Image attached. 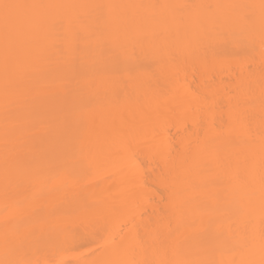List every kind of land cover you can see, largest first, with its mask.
Returning <instances> with one entry per match:
<instances>
[{
	"label": "bare ground",
	"instance_id": "1",
	"mask_svg": "<svg viewBox=\"0 0 264 264\" xmlns=\"http://www.w3.org/2000/svg\"><path fill=\"white\" fill-rule=\"evenodd\" d=\"M260 34L264 0H0V264H264Z\"/></svg>",
	"mask_w": 264,
	"mask_h": 264
},
{
	"label": "rangeland",
	"instance_id": "2",
	"mask_svg": "<svg viewBox=\"0 0 264 264\" xmlns=\"http://www.w3.org/2000/svg\"><path fill=\"white\" fill-rule=\"evenodd\" d=\"M241 33V32H240ZM240 33H238V34H240ZM242 34V33H241ZM260 35H262V34H260ZM240 36V35H239ZM242 36V35H241ZM243 37V36H242ZM261 41H264V34L262 35V38H261ZM224 64V63H223ZM225 64H227V62L225 63ZM229 64V63H228ZM229 66H231V65H221V69H220V66L218 65V69L219 70H222L221 71V73H223L224 75L226 74L227 75V72H229V71H233V72H236V69L234 68V65L232 64V66L231 67H229ZM200 67V66H199ZM199 67H197V66H192V65H185V66H183V68H180V71H179V75H176V78L173 80V82L175 83V84H178V89L181 91V90H183L184 88H186L187 86H189V87H191V89L192 90H194V91H198L197 89L198 88H196L195 87V85L197 84V82H199V75L198 76H196V73L198 74H200V72H202V70H203V72L204 71H206L207 69H205V68H203V66H202V68L200 67V69H199ZM212 69H214V70H218V69H215V67H213ZM200 70V71H199ZM209 70V69H208ZM208 70L206 71V72H208ZM211 70V69H210ZM211 71H213V70H211ZM237 71H238V69H237ZM217 73V72H216ZM218 73H219V71H218ZM217 73V74H218ZM213 74V73H212ZM235 74V73H234ZM190 76V75H192V79L190 78L189 79V77H186V76ZM218 76V75H217ZM220 76V75H219ZM221 76H223V75H221ZM231 76V75H230ZM229 76V77H230ZM235 76H236V74H235ZM212 77H214V76H212ZM209 78V77H208ZM215 79H216V77H214ZM223 78V77H222ZM221 78V79H222ZM224 78H226L225 80L223 79V80H221V81H225V82H227V83H224V84H226L225 86H227V85H229L228 84V82H230V81H232V82H234V80L233 79H229L228 77H226V76H224ZM232 78H233V76H232ZM229 79V80H228ZM206 82L207 81H205V84H206ZM231 82V83H232ZM223 84V83H222ZM224 86V85H223ZM224 86V87H225ZM226 89V88H225ZM228 89H230V88H228ZM232 89V88H231ZM232 90H229L228 92H229V94L230 95H233L234 93H233V91L231 92ZM227 92V93H228ZM225 93H226V91H225ZM219 97H221L220 95H219ZM223 102H224V100H223ZM225 105V103H223L222 104V107ZM224 110L225 109H223V112H224ZM224 122L227 120V117L226 116H224L223 115V119H222ZM173 123V122H172ZM170 124V125H167V127L165 128L166 129V131L168 132V134L171 136V137H173L175 134H176V130H177V128L175 129V125L174 124ZM189 125V124H188ZM174 140H173V145H174ZM171 146V145H170ZM176 146V145H175ZM138 151H140V149H138L137 150V152L136 153H134V152H132V158H130V159H134L136 162H138L139 164H141V166H142V172H143V181L145 180V182L147 183L148 182V184H149V187L151 188V191L153 190V191H156L157 193H159V194H161V192H160V187L158 188V186H157V178H154V174H152V173H156L157 171H158V169H159V165H158V159H157V155L155 154V155H153V156H147V155H145L144 153H142V152H138ZM109 172H108V169L107 168H105V167H103L100 171H99V175H96V176H98L99 178H104V177H106L107 178V174H108ZM108 175H110V174H108ZM93 176V175H92ZM111 176H113V175H111ZM111 176H108V177H111ZM91 177V176H90ZM95 177V176H94ZM97 178V177H96ZM92 179V178H91ZM98 179V178H97ZM110 179V178H109ZM102 180V179H101ZM104 180H105V178H104ZM93 181V180H92ZM96 182H97V180H95ZM103 181V180H102ZM101 181V182H102ZM105 181H108L107 179L105 180ZM141 181V180H140ZM142 181V182H143ZM145 182H143V184L145 183ZM145 183V184H146ZM144 184V185H145ZM147 185V184H146ZM149 196V197H148ZM151 195H147L146 196V198L148 199V201L149 200H152V199H150L151 197H150ZM155 200V199H154ZM146 201V200H145ZM143 202V201H142ZM155 202H157L156 200H155ZM144 203V202H143ZM141 204V203H140ZM146 204V203H145ZM143 205V204H142ZM150 205H152V204H149V205H146V207H148V208H150L151 206ZM138 206L139 205H137V208H138ZM144 206V205H143ZM140 208V207H139ZM145 209V208H144ZM147 209V208H146ZM146 209H145V211L143 210V212L142 211H140L139 209V211H140V213H139V215L140 214H142V215H140V216H143V217H145L144 215L145 214H147V212H149L148 211V209H147V212H146ZM137 210V209H136ZM146 212V213H145ZM137 213V212H136ZM144 214V215H143ZM130 216H132V214L130 215ZM136 217H137V215H136ZM139 217V216H138ZM128 218V217H127ZM129 218H132L131 220H133V218H134V220H135V217H129ZM128 218V219H129ZM141 219H144V218H142V217H140ZM127 219V220H128ZM137 219V218H136ZM141 219H139V220H141ZM123 220H125V219H123ZM133 220V221H134ZM121 222V221H120ZM123 222V221H122ZM125 222H127V221H125ZM134 223H135V221H134ZM126 225H129V223H126V224H124V223H118L117 224V226H119V228L117 227V229L119 230H122L121 232L123 233V230H124V228L126 229L127 227H126ZM115 227H116V224H115ZM113 230H114V227H113ZM116 230V229H115ZM125 231V230H124ZM86 250V249H85ZM83 251H84V249H83ZM82 251V252H83ZM85 252V251H84ZM65 256V255H64ZM36 257V256H35ZM66 258V257H65ZM64 257L63 258H61L60 260L62 261H65L66 259H65ZM69 258H70V256H69ZM69 258L67 257V259H68V261H66V262H69L70 260H69ZM72 259H73V257H71ZM70 258V259H71ZM48 259V258H47ZM53 259V258H52ZM52 259H50L51 261H52ZM56 259V258H55ZM54 259V260H55ZM65 259V260H64ZM71 259V260H72ZM42 260V259H41ZM50 260H48L49 262H50ZM60 260H58V262H60ZM34 261V260H33ZM33 261H31V264L33 263ZM38 261H40L39 259H38ZM62 261V262H63ZM36 262V261H35ZM58 262H57V260H56V264H58ZM71 262V261H70ZM39 263H41V264H45L46 263V261L45 260H42L41 262H39ZM61 263V262H60ZM37 264V263H36Z\"/></svg>",
	"mask_w": 264,
	"mask_h": 264
},
{
	"label": "snow or ice",
	"instance_id": "3",
	"mask_svg": "<svg viewBox=\"0 0 264 264\" xmlns=\"http://www.w3.org/2000/svg\"><path fill=\"white\" fill-rule=\"evenodd\" d=\"M3 7H4L5 9H8L9 7H11V5H7V4H5V5H3ZM49 264H56V261H55V260H52V261L49 262Z\"/></svg>",
	"mask_w": 264,
	"mask_h": 264
}]
</instances>
